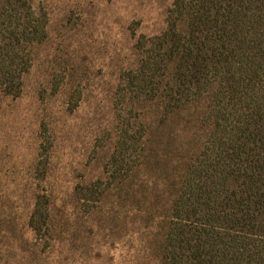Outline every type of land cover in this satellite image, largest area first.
Masks as SVG:
<instances>
[{"label":"rangeland","instance_id":"1","mask_svg":"<svg viewBox=\"0 0 264 264\" xmlns=\"http://www.w3.org/2000/svg\"><path fill=\"white\" fill-rule=\"evenodd\" d=\"M174 1L35 0L47 38L20 96L0 87V264H161L171 201L205 136L199 109L165 125L148 110L146 158L131 179L100 203L77 190L107 185L122 76L138 63L137 40L164 32ZM38 194L52 200L42 241L28 226Z\"/></svg>","mask_w":264,"mask_h":264},{"label":"trees","instance_id":"2","mask_svg":"<svg viewBox=\"0 0 264 264\" xmlns=\"http://www.w3.org/2000/svg\"><path fill=\"white\" fill-rule=\"evenodd\" d=\"M35 0H0V87L19 97L32 50L47 38ZM116 110L123 126L106 165L107 185L77 190L100 203L146 156V112L165 125L199 109L202 147L171 201L161 264H264V0H175L160 35L140 37ZM46 166L38 164V172ZM52 200L37 195L28 226L51 235Z\"/></svg>","mask_w":264,"mask_h":264}]
</instances>
